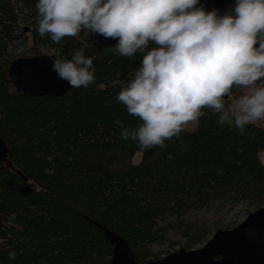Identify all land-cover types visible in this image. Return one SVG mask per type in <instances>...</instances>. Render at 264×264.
I'll return each instance as SVG.
<instances>
[{
  "label": "trees",
  "instance_id": "16d2710c",
  "mask_svg": "<svg viewBox=\"0 0 264 264\" xmlns=\"http://www.w3.org/2000/svg\"><path fill=\"white\" fill-rule=\"evenodd\" d=\"M37 3L0 0V137L9 150L0 160V264H108L112 246L99 226L123 236L146 264L233 228L240 221L228 217L239 206L246 215L264 206V127L241 134L205 110L197 130L141 151L121 135L139 119L116 97L144 53L116 55L117 41L98 34L41 37ZM234 4L203 3L221 13ZM81 48L95 67L87 88L33 97L10 83L15 58L70 59Z\"/></svg>",
  "mask_w": 264,
  "mask_h": 264
},
{
  "label": "clouds",
  "instance_id": "9594fccd",
  "mask_svg": "<svg viewBox=\"0 0 264 264\" xmlns=\"http://www.w3.org/2000/svg\"><path fill=\"white\" fill-rule=\"evenodd\" d=\"M36 9L39 35L54 43L98 34L117 41L116 55L144 53L116 97L139 119L121 135L141 151L197 130L205 110L241 134L264 121V0H235L223 13L200 0H38ZM52 70L73 88L95 83L83 48Z\"/></svg>",
  "mask_w": 264,
  "mask_h": 264
},
{
  "label": "water",
  "instance_id": "95a60500",
  "mask_svg": "<svg viewBox=\"0 0 264 264\" xmlns=\"http://www.w3.org/2000/svg\"><path fill=\"white\" fill-rule=\"evenodd\" d=\"M53 58L38 54L9 62L7 75L13 87L29 96H61L73 89L52 70ZM7 141L0 137V160L7 161ZM99 226V225H98ZM112 246L108 264H137L127 240L99 226ZM146 264H264V206L249 212L231 229L216 230L205 243L180 248Z\"/></svg>",
  "mask_w": 264,
  "mask_h": 264
},
{
  "label": "rangeland",
  "instance_id": "374dc122",
  "mask_svg": "<svg viewBox=\"0 0 264 264\" xmlns=\"http://www.w3.org/2000/svg\"><path fill=\"white\" fill-rule=\"evenodd\" d=\"M205 2V0H200V3L203 4ZM89 36V34L86 33H81V35L78 37L80 39H84L85 37ZM23 50H24V55H27L28 52V48H30V42L27 41L24 46H22ZM20 52V50H19ZM257 125H260L262 127H264V121H259L256 123ZM260 159L261 161L264 163V152H262L260 154ZM233 216H235L237 221H242L245 217H246V213L243 211V207L239 206L237 207L234 212H232L228 218H232Z\"/></svg>",
  "mask_w": 264,
  "mask_h": 264
}]
</instances>
